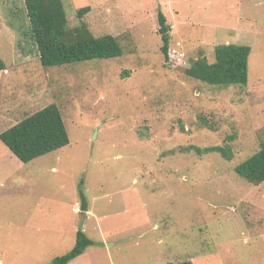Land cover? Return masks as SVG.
<instances>
[{
	"label": "rangeland",
	"instance_id": "obj_1",
	"mask_svg": "<svg viewBox=\"0 0 264 264\" xmlns=\"http://www.w3.org/2000/svg\"><path fill=\"white\" fill-rule=\"evenodd\" d=\"M63 2L123 54L45 67L24 0H0V133L55 103L70 137L29 162L0 139V264H51L79 227L94 244L69 264H264V181L234 170L264 139V0ZM223 43L252 47L246 85L187 75ZM226 144L231 159L180 150Z\"/></svg>",
	"mask_w": 264,
	"mask_h": 264
},
{
	"label": "trees",
	"instance_id": "obj_2",
	"mask_svg": "<svg viewBox=\"0 0 264 264\" xmlns=\"http://www.w3.org/2000/svg\"><path fill=\"white\" fill-rule=\"evenodd\" d=\"M29 18L31 35L37 45L39 58L45 67L69 65L91 59H108L123 54L119 39L112 34L94 35L83 21L70 27L63 0H24ZM90 10L85 6L77 10L82 18ZM158 33L163 44L162 52L166 59L170 50V25L166 15L158 13ZM252 47L248 44L223 43L214 48V60L202 56L190 60L185 69L187 75L210 85L228 87L246 85L249 77V55ZM5 68L0 59V70ZM126 75V74H125ZM206 123V118L200 116ZM211 126L210 124H207ZM1 141L23 162L47 154L66 146L70 142L69 133L60 107L52 103L31 113L0 133ZM184 152L197 154L217 152L226 159L233 157L232 147L212 145L199 147L188 145L180 147ZM234 170L249 182L259 184L264 181V139L260 148L239 162ZM82 227L76 232V242L67 253L55 257L51 264H68L93 245ZM171 264H193L191 260L176 261Z\"/></svg>",
	"mask_w": 264,
	"mask_h": 264
},
{
	"label": "water",
	"instance_id": "obj_3",
	"mask_svg": "<svg viewBox=\"0 0 264 264\" xmlns=\"http://www.w3.org/2000/svg\"><path fill=\"white\" fill-rule=\"evenodd\" d=\"M81 211L82 212H86V213L88 212L87 200H86V198H85L83 193H81Z\"/></svg>",
	"mask_w": 264,
	"mask_h": 264
},
{
	"label": "crops",
	"instance_id": "obj_4",
	"mask_svg": "<svg viewBox=\"0 0 264 264\" xmlns=\"http://www.w3.org/2000/svg\"><path fill=\"white\" fill-rule=\"evenodd\" d=\"M76 232H77V231H76ZM81 255H82V254H81ZM71 261H72V260H71ZM71 261H70V262H71ZM68 264H69V263H68Z\"/></svg>",
	"mask_w": 264,
	"mask_h": 264
}]
</instances>
